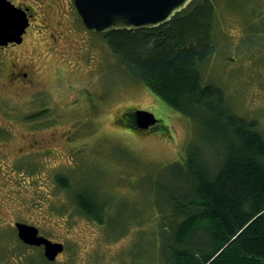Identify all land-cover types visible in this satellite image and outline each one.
I'll list each match as a JSON object with an SVG mask.
<instances>
[{
	"label": "rangeland",
	"instance_id": "rangeland-1",
	"mask_svg": "<svg viewBox=\"0 0 264 264\" xmlns=\"http://www.w3.org/2000/svg\"><path fill=\"white\" fill-rule=\"evenodd\" d=\"M211 1L214 47L203 82L221 88L230 109L264 129V0ZM26 2L37 11L15 53L33 57L41 93L29 98V90L0 75V126L10 134L0 144V255L16 237L14 221H25L65 249L53 263L36 248L40 254L27 259L10 254L8 264H167L162 229L183 219L173 215L170 197L185 192L187 149L199 148L210 168L220 157L196 121L136 79L101 34L84 28L73 0ZM139 109L164 130L137 134L120 125L122 112ZM53 176L68 186L52 184ZM79 196L95 202L102 221L80 210ZM194 230L190 241L205 248L206 231Z\"/></svg>",
	"mask_w": 264,
	"mask_h": 264
},
{
	"label": "trees",
	"instance_id": "trees-1",
	"mask_svg": "<svg viewBox=\"0 0 264 264\" xmlns=\"http://www.w3.org/2000/svg\"><path fill=\"white\" fill-rule=\"evenodd\" d=\"M213 10L211 0H191L156 28L113 30L100 36L136 79L196 121L204 143L220 157L210 168L199 148L187 149L181 165L189 176L185 192L170 197L173 215L183 219L162 229L167 264H264V129L230 109L221 88L203 82L202 67L214 47ZM77 203L81 211L102 221L92 199L79 196ZM195 228L206 231L205 248L190 241ZM2 247L0 264H8L12 255L27 254V259L40 254L16 237Z\"/></svg>",
	"mask_w": 264,
	"mask_h": 264
},
{
	"label": "water",
	"instance_id": "water-1",
	"mask_svg": "<svg viewBox=\"0 0 264 264\" xmlns=\"http://www.w3.org/2000/svg\"><path fill=\"white\" fill-rule=\"evenodd\" d=\"M191 0H73L83 25L91 33L102 34L113 30L156 28L185 9ZM28 9L0 0V47L21 43L29 26ZM153 113L136 110L131 114L129 128L146 130L156 124ZM16 237L23 245L42 248V256L54 262L64 246L38 234L36 226L15 222Z\"/></svg>",
	"mask_w": 264,
	"mask_h": 264
},
{
	"label": "flooded vegetation",
	"instance_id": "flooded-vegetation-1",
	"mask_svg": "<svg viewBox=\"0 0 264 264\" xmlns=\"http://www.w3.org/2000/svg\"><path fill=\"white\" fill-rule=\"evenodd\" d=\"M9 1L11 2V4H13V6L20 7L21 9L27 8L28 9L27 16H28L29 24L32 23L31 19L33 17H35V13L37 11L36 8L32 4L27 3L26 0H9ZM25 31L26 32L22 36L21 43H8L4 47H0V65L3 64L2 66H0V69H1L0 75H1V77H3L2 79L5 80V83H8L11 86H15V88H17V89L29 90V92H30L29 98H33L34 96L36 97L37 95H39L41 93V89L36 90V87L39 86V82L37 79L38 74L36 71V65L32 61L33 57L28 56L24 52L19 51V50H18V52L15 53L16 48L22 46L24 43L23 40L25 39L26 34L28 32L27 28ZM17 58H20L21 60L19 61V60H17ZM13 60H16V61L14 62ZM23 60H25V61H23ZM131 112L132 111H128V112L124 111L121 113V121L122 122L120 123V125H123L125 127L128 125H131V117L129 115V114H131ZM116 122H118V121H116ZM26 125H27V128L28 127L30 128L32 125V122L30 124H26ZM158 126H159L158 124L155 126H150V128L140 131V133L147 132V131L150 132V130L155 129ZM3 128H4L3 126H0V132H1L2 136L6 135V132H7V135L5 137H3L5 139H2V137L0 138V144L1 145H4L8 141L6 139H8L9 135H10V134H8V131L3 130ZM134 133L140 134L138 132H134ZM37 144H38V142L35 141V144L32 143L31 147H33V148L37 147ZM38 149L41 150V147L38 146ZM42 150L47 151L46 148H42ZM33 152H38V150H34ZM0 156H4V153H1ZM21 158H22V156H17L16 161L17 160L20 161ZM2 159H4V157H2ZM14 159H15V157H14ZM54 176H53V180H52V177L50 178L52 184L53 183H54V185H55V183L60 184V182H58V179L60 177L56 176L54 179ZM62 181H64V180H62ZM87 216L89 217L92 215H87ZM15 222H19V221H14V223ZM14 223H13V227H14ZM21 223H23V222H21ZM24 223H26V222L24 221ZM27 224H29V223H27ZM29 225H32V224H29ZM32 226H34V225H32ZM37 228H38V226H37ZM15 231H16V228H15ZM38 234H39V230H38ZM59 255L60 254H58V256Z\"/></svg>",
	"mask_w": 264,
	"mask_h": 264
},
{
	"label": "bare ground",
	"instance_id": "bare-ground-1",
	"mask_svg": "<svg viewBox=\"0 0 264 264\" xmlns=\"http://www.w3.org/2000/svg\"><path fill=\"white\" fill-rule=\"evenodd\" d=\"M134 111H132L131 112V114L133 113ZM131 114H129L130 115V117H131ZM155 119L157 120L156 121V124L155 125H157V124H159V121H158V119L155 117ZM132 125V124H131ZM155 125H152V126H155ZM128 127H130L129 125L128 126H126V128H128ZM130 130H132L131 128H130ZM135 131L136 132H138V133H140V131H142L141 129H139V130H137V129H135Z\"/></svg>",
	"mask_w": 264,
	"mask_h": 264
}]
</instances>
